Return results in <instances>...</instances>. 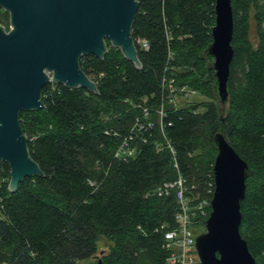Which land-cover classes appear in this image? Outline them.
Instances as JSON below:
<instances>
[{
	"label": "trees",
	"instance_id": "obj_1",
	"mask_svg": "<svg viewBox=\"0 0 264 264\" xmlns=\"http://www.w3.org/2000/svg\"><path fill=\"white\" fill-rule=\"evenodd\" d=\"M137 1L131 33L140 68L108 44L103 58L80 59L97 93L46 83L42 107L20 112L29 155L43 175L25 177L10 192V168L0 161V264H166L164 234L176 225L178 203L173 190L151 192L179 173L192 207L210 198L217 132L248 164L240 233L256 264H264V0H231L226 106L215 97L206 52L215 0ZM169 78L205 100L170 102ZM144 107L153 125L136 129ZM129 136L135 154L118 158ZM191 218L198 234L205 218ZM102 239L107 251L97 257Z\"/></svg>",
	"mask_w": 264,
	"mask_h": 264
},
{
	"label": "water",
	"instance_id": "obj_2",
	"mask_svg": "<svg viewBox=\"0 0 264 264\" xmlns=\"http://www.w3.org/2000/svg\"><path fill=\"white\" fill-rule=\"evenodd\" d=\"M9 27L0 24V161L10 168L7 188L15 192L25 177L42 176L30 157L19 123L21 111L42 107L46 83L82 87L97 93L96 82L80 59L103 58L108 44L141 67L131 27L137 0H0ZM212 41L214 93L226 106L227 79L233 56L231 0H215ZM217 153L212 171L214 190L205 230L195 237L199 264H256L240 233V203L245 196L247 162L221 132L213 136Z\"/></svg>",
	"mask_w": 264,
	"mask_h": 264
},
{
	"label": "built area",
	"instance_id": "obj_3",
	"mask_svg": "<svg viewBox=\"0 0 264 264\" xmlns=\"http://www.w3.org/2000/svg\"><path fill=\"white\" fill-rule=\"evenodd\" d=\"M138 42L142 47H147V42L145 40H138ZM166 86L168 90V99L173 103L178 96H184V98L188 99V97L195 92L194 89H190L186 85L176 86L173 83L172 78L166 80ZM143 112L145 115V120L143 123L136 122V129H141L144 126L151 127L153 125L152 121L149 120V110L144 107ZM158 113L161 118L164 114L162 107H160ZM131 138L132 136L123 139V141L118 146L117 150L115 151V155L118 158L127 159L128 157H131L135 154L136 148L130 144ZM168 146L170 147L171 152L174 153L173 148L170 145ZM158 148L161 149V146L159 145ZM174 166L176 167V164H174ZM172 190L174 191L178 207L175 215L176 225L171 229L166 230L164 234V245L168 250L166 264H199V258L195 245L196 236L192 229L193 220L191 215L197 214L202 219H206L210 213L209 207L211 208L210 200L212 195L210 198L208 196H204L192 207L189 203L191 199L187 194L188 186L185 184V179L183 176L179 173L175 180L165 182L163 185L155 187L151 193L156 195L169 194ZM208 192H211V189H208Z\"/></svg>",
	"mask_w": 264,
	"mask_h": 264
},
{
	"label": "rangeland",
	"instance_id": "obj_4",
	"mask_svg": "<svg viewBox=\"0 0 264 264\" xmlns=\"http://www.w3.org/2000/svg\"><path fill=\"white\" fill-rule=\"evenodd\" d=\"M0 17L4 20V24L2 23V25L5 27V28H8L9 27V25H8V27H6V23L7 24H9V15L7 14V12H5L4 10H0ZM0 18V19H1ZM8 18V19H7ZM252 36H253V34H252ZM92 78V77H91ZM93 78H95L94 76H93ZM188 87V86H187ZM190 88V87H189ZM190 89H193V88H190ZM195 90V89H194ZM193 97H195V99L197 100V101H199L200 99H203V100H205V98L204 97H202V96H200V94L195 90V92H194V94H192V95H190L189 97H188V99H191V98H193ZM183 99H187V98H184V96H178L176 99H175V102H174V104L175 105H177V104H179L180 102H182V100ZM170 102H172V101H170ZM179 102V103H178ZM173 103V102H172ZM204 225V224H203ZM204 228H205V226H204ZM203 228V226H198V229H197V231L199 232V233H201V232H203L204 229ZM198 233V234H199ZM195 236L197 235V233H196V231H195ZM107 242H105V240H101L100 242H99V248H98V254H97V257H100L101 255H103L104 253H106V251H107ZM92 260H86V261H83V262H81L82 264H87V263H89V262H91Z\"/></svg>",
	"mask_w": 264,
	"mask_h": 264
},
{
	"label": "flooded vegetation",
	"instance_id": "obj_5",
	"mask_svg": "<svg viewBox=\"0 0 264 264\" xmlns=\"http://www.w3.org/2000/svg\"><path fill=\"white\" fill-rule=\"evenodd\" d=\"M0 10H4L3 8L0 7ZM5 12H7V14L9 15L8 11L4 10Z\"/></svg>",
	"mask_w": 264,
	"mask_h": 264
}]
</instances>
